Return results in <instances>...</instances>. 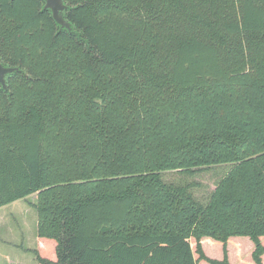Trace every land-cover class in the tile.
Masks as SVG:
<instances>
[{"label": "trees", "instance_id": "1", "mask_svg": "<svg viewBox=\"0 0 264 264\" xmlns=\"http://www.w3.org/2000/svg\"><path fill=\"white\" fill-rule=\"evenodd\" d=\"M63 2L71 32L0 0V207L36 194L37 264H264V0ZM220 165L203 201L161 176Z\"/></svg>", "mask_w": 264, "mask_h": 264}, {"label": "rangeland", "instance_id": "2", "mask_svg": "<svg viewBox=\"0 0 264 264\" xmlns=\"http://www.w3.org/2000/svg\"><path fill=\"white\" fill-rule=\"evenodd\" d=\"M229 166L230 165H220L202 168L200 169V172L193 175L178 171H166L162 172L161 176L166 182L174 184H193L194 186L191 188L192 193L197 199L203 201L214 189L217 181L227 172ZM35 200V193L30 194L26 198L19 199L13 206H11V213L8 215L11 216L10 221L12 223L14 222L20 225V223L25 220V226H27L28 233H32L31 227L33 226L34 220L36 218V211L33 207ZM247 243L251 244L249 242H243L244 249L248 248ZM235 245L236 244H233L234 247H238ZM205 249L214 257L220 256V248L218 245L210 247L209 245L205 244ZM230 257L235 264H251L248 251L244 252L243 250H238L236 253L230 252ZM33 260H35V255H28L26 257L27 263L31 264Z\"/></svg>", "mask_w": 264, "mask_h": 264}, {"label": "crops", "instance_id": "3", "mask_svg": "<svg viewBox=\"0 0 264 264\" xmlns=\"http://www.w3.org/2000/svg\"><path fill=\"white\" fill-rule=\"evenodd\" d=\"M17 201L0 207V264H30L26 257L33 256L37 249L36 218L31 227L32 233L27 232L25 220L20 225L10 221L11 206ZM32 263L37 264L36 260Z\"/></svg>", "mask_w": 264, "mask_h": 264}, {"label": "water", "instance_id": "4", "mask_svg": "<svg viewBox=\"0 0 264 264\" xmlns=\"http://www.w3.org/2000/svg\"><path fill=\"white\" fill-rule=\"evenodd\" d=\"M44 1V8L49 9L51 11L52 18L54 21L61 27L66 29L67 31H72V25L65 19L64 11L66 10L67 6L64 4L63 0H43ZM17 70L15 67H7L3 66L0 63V85L1 87L6 90V81L5 76L8 73Z\"/></svg>", "mask_w": 264, "mask_h": 264}]
</instances>
